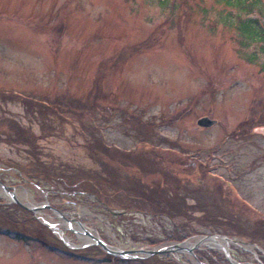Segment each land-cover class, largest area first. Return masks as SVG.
<instances>
[{"label": "rangeland", "instance_id": "rangeland-1", "mask_svg": "<svg viewBox=\"0 0 264 264\" xmlns=\"http://www.w3.org/2000/svg\"><path fill=\"white\" fill-rule=\"evenodd\" d=\"M249 19L264 31V0L250 14L219 0H0V119L33 134L0 143V180L113 250L218 235L234 264H264V41L241 33ZM18 95L65 96L63 111L31 114ZM42 213L79 248L0 197V264H233L206 246L110 255Z\"/></svg>", "mask_w": 264, "mask_h": 264}, {"label": "trees", "instance_id": "trees-1", "mask_svg": "<svg viewBox=\"0 0 264 264\" xmlns=\"http://www.w3.org/2000/svg\"><path fill=\"white\" fill-rule=\"evenodd\" d=\"M164 1L165 0H163V2ZM219 1H221L225 6L231 8V9L238 10L244 14L252 13L254 11V7H256L258 5V0H219ZM240 24L242 25L241 31H243L241 33L246 36L245 38L247 40H250V41L263 40L264 41V31L262 32L261 29H259L258 26H256L251 19H249L248 21H242ZM6 96L7 95H3V92H0V99H3L5 101ZM18 97L21 101L24 102V104H26L28 106L29 109H32L31 106H33V110L30 111L31 114H35L36 112H38L40 114H45V110H44L43 106H49L50 107V104H51V103L50 104L49 103L44 104L42 102L38 103L36 101L31 100L30 98L21 97L19 95H18ZM62 97H65V96H62ZM62 97L57 98V99L53 98V101H50V102H53L51 105L54 107L55 110L63 108V106L60 104L61 103L60 100L62 99ZM11 98L12 97H10V99ZM97 98L99 100L104 99L100 95L98 97H95L96 100H97ZM69 99L70 98L68 97L67 100H69ZM7 100H9V99H7ZM11 100H13V99H11ZM75 103L78 106L85 105L87 103V98H85V99L81 98L80 100L75 101ZM4 120L5 121L0 119V126L4 128V129H0V143L28 144L29 136L33 135L31 133V131L24 129L20 124L14 122V121H11L8 119H4ZM5 128H8V129H5ZM32 143H33V141L30 142L29 145ZM135 154L138 155L137 152H135ZM98 159L101 160V158H98ZM30 176L31 175H27L26 178L30 179ZM15 207L19 208L18 206H15ZM11 208H14V207H11ZM20 210H22V212L27 213V214L30 213V212L25 211L21 208H20ZM31 216L33 217V215H31ZM30 220H31L30 222L34 221L32 218H30ZM258 224H259V226L263 227L264 226L263 220L261 222H259ZM181 240H183V238H180V241Z\"/></svg>", "mask_w": 264, "mask_h": 264}, {"label": "water", "instance_id": "water-1", "mask_svg": "<svg viewBox=\"0 0 264 264\" xmlns=\"http://www.w3.org/2000/svg\"><path fill=\"white\" fill-rule=\"evenodd\" d=\"M198 126L199 127H203V128H210L212 126H214L216 124L215 120H212L208 117H203L198 121ZM255 132L257 133H263L264 134V127H257L255 130ZM0 187L2 188L3 191H5L7 193V195H9V198L11 199V201L13 203L18 204L19 206H21L22 208L29 210L30 212L36 214L38 211L44 209V208H49L52 211H54L61 219L66 220L65 215L61 212H59L58 210L48 206V205H43V206H33V207H29L26 206L24 204H22L17 197L15 196V194L13 192H10L8 187L5 186L4 184H2L0 182ZM79 225H81V223L79 222ZM49 228L56 233V227L49 225ZM86 235L91 236L89 233H85ZM92 237V240L94 241V243L96 245H99L102 249H104L107 253L112 254V255H118V256H122V257H129V258H140L141 256H145V257H149V256H154V255H163V254H167V253H178V252H188L193 254V249H184L182 247V244H174V245H170V246H166V247H162L159 249H137V250H113L111 248H109L107 246V244L102 241L99 238L96 237ZM214 237H218L217 235H213L210 236V238H214ZM208 238V237H206ZM224 240L226 241H230L227 237H223ZM197 246H195L196 248ZM226 258L232 262L231 257L229 252L225 249L224 250ZM198 264H201L199 261H197Z\"/></svg>", "mask_w": 264, "mask_h": 264}, {"label": "bare ground", "instance_id": "bare-ground-1", "mask_svg": "<svg viewBox=\"0 0 264 264\" xmlns=\"http://www.w3.org/2000/svg\"><path fill=\"white\" fill-rule=\"evenodd\" d=\"M0 197L6 198V194L4 192L0 191ZM29 205H35L33 202H30ZM37 215L40 217V219L44 222H46L49 225L55 226L56 227V231L59 232V234H62L60 228L57 226V224L52 223L51 221H49L48 219H46L45 217H43V213L42 211H38ZM66 222V221H65ZM64 222V226L65 227H71L74 232L77 234V236L79 237L81 243L83 244H89L92 242V237L91 236H98V234L96 233V231L92 228L87 227L84 223H82L81 225H79L77 222L72 221V222ZM89 233L91 236L86 235L85 233ZM66 242L70 245V246H75L72 245L71 241L67 238H65ZM231 241L227 242L225 241L222 237H214V238H205V239H200L197 240L196 242H187L184 245H182V247L184 249H191L195 246H206V247H210V248H217L220 250H224L228 244Z\"/></svg>", "mask_w": 264, "mask_h": 264}, {"label": "flooded vegetation", "instance_id": "flooded-vegetation-1", "mask_svg": "<svg viewBox=\"0 0 264 264\" xmlns=\"http://www.w3.org/2000/svg\"><path fill=\"white\" fill-rule=\"evenodd\" d=\"M15 239H18L17 237Z\"/></svg>", "mask_w": 264, "mask_h": 264}]
</instances>
